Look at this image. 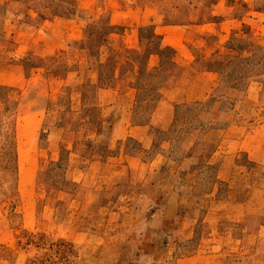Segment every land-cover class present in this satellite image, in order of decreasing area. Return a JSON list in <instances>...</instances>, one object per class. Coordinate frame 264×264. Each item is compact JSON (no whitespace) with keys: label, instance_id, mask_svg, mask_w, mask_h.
I'll use <instances>...</instances> for the list:
<instances>
[{"label":"rangeland","instance_id":"rangeland-1","mask_svg":"<svg viewBox=\"0 0 264 264\" xmlns=\"http://www.w3.org/2000/svg\"><path fill=\"white\" fill-rule=\"evenodd\" d=\"M0 264H264V0H0Z\"/></svg>","mask_w":264,"mask_h":264},{"label":"crops","instance_id":"crops-1","mask_svg":"<svg viewBox=\"0 0 264 264\" xmlns=\"http://www.w3.org/2000/svg\"><path fill=\"white\" fill-rule=\"evenodd\" d=\"M162 49V46L160 44V50ZM152 56V55H149ZM158 56V55H156ZM131 76L128 77L127 76H119L117 73H115V80H114V84L113 86H109V87H104V88H96V90H94V85L92 84V92L93 95L95 96L96 100H100L103 101V109L107 108L110 109L111 105L113 104V102L118 100V94L119 91L121 90V88H128L130 91H137L139 89H137V87H130L128 86L129 84H132L130 82L135 81L137 76H138V71L137 68H135V70L133 72H130ZM204 77V76H208V73L206 72H200L199 74L195 75V78L198 77ZM95 85L98 82V74H97V78L95 80ZM162 90V89H161ZM110 91H114V92H110ZM190 90L186 91L185 97L183 102L181 103H185V102H189L191 100L193 101H198L200 100L199 98H197L198 96L195 95L193 96L192 94H190ZM117 95V99L112 100L111 99V95ZM161 101L166 102V100L163 98L161 99ZM176 104V103H174ZM179 104V102L177 103V105ZM97 105V104H96ZM169 123H161L159 122L157 124V122H153V119H148V121H144V122H132V123H124L123 120L117 118L115 119V121L111 122L110 125V133H111V137L113 139V141H117V140H121L125 137H130L133 139H136L141 145L145 144L148 140V134H149V129L152 126H157L159 127L161 130L167 129Z\"/></svg>","mask_w":264,"mask_h":264},{"label":"trees","instance_id":"trees-1","mask_svg":"<svg viewBox=\"0 0 264 264\" xmlns=\"http://www.w3.org/2000/svg\"><path fill=\"white\" fill-rule=\"evenodd\" d=\"M160 42L158 43V45H157V53H156V55H158V57H160L161 58V50H160ZM151 53H149V55H150ZM162 59V58H161ZM171 62V66H172V70L170 71V72H173V69H174V62H173V60H172V58H171V60H170ZM117 64V63H116ZM109 66V65H108ZM100 68H105V66H103V64L101 65L100 64V66H99V69ZM147 64H146V66L144 67V71H147ZM116 67H112V69L110 70V75L109 76H104L101 72H100V70H99V72H98V82H97V84L96 85H94V90H96V88H104V87H109V86H111L112 85V83L114 82V80H115V73H116ZM139 73H138V76H137V78H136V80H137V82L138 81H142V79H141V77H142V71L141 70H139L138 71ZM209 72H211V71H209ZM147 74L148 75H150V81H155L156 79H159V77H160V74H159V72L156 70V69H153V70H151L150 72H147ZM165 82V81H164ZM139 84V83H138ZM161 84V85H160ZM162 84H163V81L162 82H160L159 83V88L157 89V91H159L160 90V88H162ZM137 88H140V87H137Z\"/></svg>","mask_w":264,"mask_h":264}]
</instances>
